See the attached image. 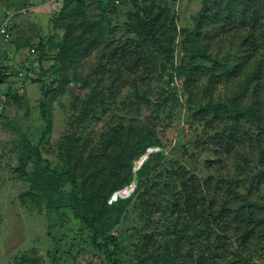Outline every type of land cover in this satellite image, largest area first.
Returning a JSON list of instances; mask_svg holds the SVG:
<instances>
[{
	"label": "trees",
	"instance_id": "16d2710c",
	"mask_svg": "<svg viewBox=\"0 0 264 264\" xmlns=\"http://www.w3.org/2000/svg\"><path fill=\"white\" fill-rule=\"evenodd\" d=\"M108 1L114 11L128 6L126 15L133 22L123 23L128 35L107 64L118 60L122 64L110 70L113 81H134L126 107L141 101L151 108L148 131L138 124L116 127L86 161L77 152L81 139L67 135L61 168L43 160L39 148L26 144L18 170L24 172L25 164L37 158L34 172L41 182L35 194L56 216L63 210L78 221L81 235L86 234L82 249L86 257L99 255L106 264H264L263 254L256 259L258 248L264 246V0H201L191 24L181 29L179 17L157 5L159 0ZM104 2L63 0L52 19L63 32L62 40L43 38L30 49L35 51L31 56L39 55L35 60L44 73L54 75L47 82L35 80L46 96L63 91L54 85L60 70L64 72L100 44L106 26L93 40L95 24L88 23V13L92 7L106 12ZM100 20L103 24L105 15ZM76 31L82 33L74 35ZM148 42L152 50L146 49ZM29 70L26 63L18 70L4 66L0 84ZM101 71L98 84L109 73L105 66ZM125 74H130L129 79H123ZM115 82L110 85L113 91L122 88H113ZM152 82L161 84L155 100L147 87ZM141 106L137 104V109ZM175 106L185 112L193 134L178 149L179 157L169 160V147L160 135L166 132ZM49 107L43 104L41 112L46 134L53 129ZM151 148L160 150L149 153ZM145 155L148 158L137 167ZM204 156L213 157L205 161L210 173L206 177L198 167ZM134 181L132 196L140 194L146 210L165 199L156 211L164 219L163 223L158 220L162 229H155V235L143 234L132 261L123 257V248L130 247L112 235L126 219L132 196L109 201Z\"/></svg>",
	"mask_w": 264,
	"mask_h": 264
},
{
	"label": "rangeland",
	"instance_id": "374dc122",
	"mask_svg": "<svg viewBox=\"0 0 264 264\" xmlns=\"http://www.w3.org/2000/svg\"><path fill=\"white\" fill-rule=\"evenodd\" d=\"M104 1L108 7L106 12L92 7L88 13V23L95 24V30L90 34L93 40L98 31L106 26V33L100 44L93 46L87 56L73 62L64 72L60 70L61 74L55 75L57 82L54 85L63 91L46 96L42 84L35 80L47 82L51 78L54 80V75L44 73L35 60L39 55L31 56L30 49L43 38L53 39L55 43L59 38L62 40L63 32L52 19L61 10L63 0H24V5L23 0H0V16L10 13L9 17L14 14L15 43L11 47L9 67L11 70H18L25 63L30 67L28 73L24 71L22 76L0 84V264H16L17 261L22 262V259H26L24 264H106L99 255L86 257L82 250L86 247L83 243L86 234L81 235L79 223L71 214L62 210L56 216L46 207L45 200L35 194V189L41 182L34 172L37 158L32 157L25 164L24 172L18 170L26 144L34 149L39 148L43 160L61 168L65 161L62 156L66 152L67 135L74 140L81 139L77 142V152L86 161L90 152L100 149L102 141L116 127L138 124L144 129L143 132L148 131L151 108L148 109L141 101L137 104H142L144 114L141 109H137V104L126 107L128 97L134 92V81H113L114 76H111L110 70H116L122 64L119 60L115 65L107 64L115 53L117 44H122L128 35L127 30H123V23L133 22V18L126 15L128 11L130 14L128 6L125 10L116 8L114 11L112 4L108 0ZM200 2L201 0H159L157 5L169 9L171 15H177L178 27L181 29L182 26L191 24L190 19L198 10ZM101 15L106 18L103 24ZM86 20L87 17L85 22ZM80 33L82 31H76L74 35ZM145 47L153 49L150 42ZM50 63L51 60H48L44 67L48 68ZM69 63L70 61H66L65 65L68 66ZM104 66L109 73L105 75L106 80L98 84ZM129 76L130 74H125L123 79H129ZM112 82H115L113 88L116 89L119 85L122 88L113 91L110 87ZM152 83L153 85L147 83V87H151L148 90L152 92L150 99L155 100L161 84ZM9 88L12 91L7 96ZM112 93L114 96L109 101ZM90 97L92 101L88 103ZM45 103L50 104V119L53 124L50 134H46L47 123L41 113ZM139 116L141 120L137 119ZM192 134L193 130L186 123L185 112L180 106H175V113L168 118L166 132L160 135L164 144L169 147V160L179 157L178 149L190 140ZM159 150L151 148L149 153ZM183 155L180 159H183ZM208 159L213 157L204 156L199 161V174L204 177L210 174L204 166ZM138 163L137 167H140L142 163ZM100 165L104 166L103 163ZM42 167H45V163ZM153 183L156 184V181ZM136 185L134 181L131 187L120 191L124 193H116L109 203L116 201L119 196L131 197ZM30 195L36 197L32 198ZM164 199L161 197L152 209L146 210L140 194L136 192L132 196V202L124 213L126 219L112 231V235L119 237L121 243L130 247L123 248L125 259L135 260L138 245L142 246L143 234L155 235V229H162L163 225L158 220L163 223L164 219H160V214L156 211H159V204ZM260 254L264 256V246L258 248L257 260H260Z\"/></svg>",
	"mask_w": 264,
	"mask_h": 264
},
{
	"label": "built area",
	"instance_id": "2783aa9c",
	"mask_svg": "<svg viewBox=\"0 0 264 264\" xmlns=\"http://www.w3.org/2000/svg\"><path fill=\"white\" fill-rule=\"evenodd\" d=\"M14 21V14L9 17L0 19V75L4 66H10L9 57L11 56V47L14 41V32L12 26ZM35 51L32 50V53Z\"/></svg>",
	"mask_w": 264,
	"mask_h": 264
},
{
	"label": "water",
	"instance_id": "95a60500",
	"mask_svg": "<svg viewBox=\"0 0 264 264\" xmlns=\"http://www.w3.org/2000/svg\"><path fill=\"white\" fill-rule=\"evenodd\" d=\"M148 155H145L144 158L140 161V164L147 158Z\"/></svg>",
	"mask_w": 264,
	"mask_h": 264
},
{
	"label": "bare ground",
	"instance_id": "6f19581e",
	"mask_svg": "<svg viewBox=\"0 0 264 264\" xmlns=\"http://www.w3.org/2000/svg\"><path fill=\"white\" fill-rule=\"evenodd\" d=\"M120 193H124V192H120ZM120 193H119V194H120Z\"/></svg>",
	"mask_w": 264,
	"mask_h": 264
}]
</instances>
